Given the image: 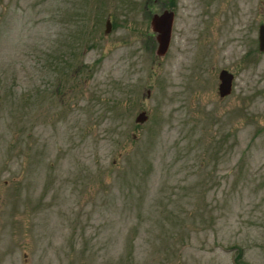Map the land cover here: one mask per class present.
Wrapping results in <instances>:
<instances>
[{"label":"rangeland","instance_id":"rangeland-1","mask_svg":"<svg viewBox=\"0 0 264 264\" xmlns=\"http://www.w3.org/2000/svg\"><path fill=\"white\" fill-rule=\"evenodd\" d=\"M263 24L264 0H0V264H264Z\"/></svg>","mask_w":264,"mask_h":264},{"label":"water","instance_id":"water-1","mask_svg":"<svg viewBox=\"0 0 264 264\" xmlns=\"http://www.w3.org/2000/svg\"><path fill=\"white\" fill-rule=\"evenodd\" d=\"M172 12L162 11L160 14H154L151 17L149 26L151 31L155 34L156 48L154 50L155 56H163L168 48L170 41V33L172 27ZM110 30V23L105 21L104 32ZM257 48L258 51L264 52V24L258 27L257 31ZM232 75L225 69L218 73L217 93L219 98L228 95L231 91ZM146 120L144 112H140L134 119L135 123H143Z\"/></svg>","mask_w":264,"mask_h":264}]
</instances>
